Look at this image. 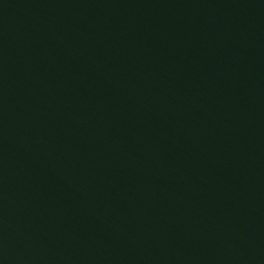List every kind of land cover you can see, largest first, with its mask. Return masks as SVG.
Masks as SVG:
<instances>
[{
    "label": "water",
    "instance_id": "95a60500",
    "mask_svg": "<svg viewBox=\"0 0 264 264\" xmlns=\"http://www.w3.org/2000/svg\"><path fill=\"white\" fill-rule=\"evenodd\" d=\"M0 264H264V0H0Z\"/></svg>",
    "mask_w": 264,
    "mask_h": 264
}]
</instances>
